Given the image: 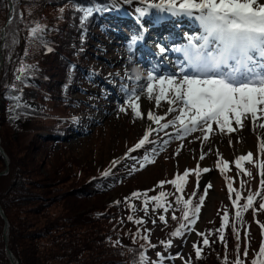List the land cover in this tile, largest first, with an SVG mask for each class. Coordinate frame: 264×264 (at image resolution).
I'll return each mask as SVG.
<instances>
[{"label": "rangeland", "instance_id": "obj_1", "mask_svg": "<svg viewBox=\"0 0 264 264\" xmlns=\"http://www.w3.org/2000/svg\"><path fill=\"white\" fill-rule=\"evenodd\" d=\"M22 1L35 3L30 6L22 5L17 10L19 15L25 13L27 16L42 4L44 7H40L39 10L43 19L33 17L32 22L25 19L8 24L16 0H0L2 5L0 33L1 37L6 39V50L3 56L0 55V67L7 68L11 63L12 69L21 76L24 73L19 72L18 69L22 66H29L27 70L35 66L36 60H39L36 56L42 48L38 45L39 38H31L30 29L40 25L44 29L41 36L55 38L54 46H46L51 38H48L47 41H40L41 46L51 49L47 52L48 55L40 57V59L43 58L42 65L50 68L52 79L60 78L63 74H65L63 76H67L68 67L62 66L63 60L60 59V54L70 50L75 42L70 40V43H63L56 30L74 28L73 23H76V27L80 23L83 33L80 35L81 42L78 47L81 50L84 48L86 51V54L83 55V59L86 61L84 66L99 72L90 76L85 71L87 80L93 84L90 89L83 83L84 76L79 75L75 78L76 87H69L68 79L63 77L65 82L59 86L53 85L50 90L55 95L60 92L66 97L69 95L70 98L72 96L78 100L77 103L69 104L66 108L57 104L62 100L58 97H51L52 104L48 103L55 108L54 110H59L57 113L78 111V122L81 125L76 128L77 132L67 140L65 139V146L49 148L51 141L39 137L38 131L33 130V126L29 124H27L28 130L18 133L11 130L10 126L0 124V154H2L5 163V168H3L0 158V169L3 168L0 170V174L8 172L0 181V191L10 189L15 191L22 184L27 186L28 190L37 192L43 197L44 200L37 201L36 204L33 201L23 204L26 207L22 211L25 220L21 222L27 225L32 223L33 225L29 229L44 230L45 235L39 240L40 244L51 247L61 256H66L61 264H135L141 252H144L146 257H151L149 243L155 247L159 246L161 241L170 238L171 233L179 227L180 221L172 219L173 210L177 217L182 215V212L174 204L175 196H183L185 200L191 197L194 203H198L199 196L204 195V204L201 206L195 226L192 225L193 229L189 231V228H186L182 237H172L175 242L178 241L182 245L181 253L177 254L175 264H186V261L190 264H225V260L228 264H235L237 259L243 264H252V261L256 259L264 260V257L259 256L261 243L264 242V229L261 227L264 225V211H258L253 215V211L250 209L243 214V221L238 222L235 220L236 209L233 208L231 202L232 199H235V191L241 193L242 199L239 203L242 205L246 202L249 193L254 194L260 190V180L264 177L260 178L259 165L264 163V155L258 151V143L264 142V129L256 127L253 130L250 127L252 126L251 121L247 120L246 128L242 130L231 134L219 132L214 136L211 132L209 133L210 138L206 142L202 141V134H197L200 132L198 131L180 140L178 145L173 147H171L173 144L170 142V138L166 137L164 143L167 151L149 167L131 172L127 169L128 161H123L124 156L143 137L149 125L153 129L158 127L147 120L148 109L153 108L157 115H163L166 113L163 112L164 109L168 107L164 104V107L158 110L154 108V101L149 102L147 99H142L141 109L144 117L142 119L133 118L130 108L126 113H121L118 110L123 99L115 100L116 94L123 95L122 85H129L124 72L130 67L123 64L125 52L116 51L119 48L115 43L118 38L109 27L115 30L121 29V33H127L131 42L132 37L137 35L135 33L147 30L143 25L149 19L140 18L136 13V9L142 5L136 0L133 3H124L120 0L91 2L94 7L102 10L95 11L98 18H95L96 23L91 25V28L89 26L88 30V25L81 23L83 13L81 11L75 13L77 5L72 2L73 0H66L64 3L59 0L56 5L50 3V0ZM108 2L114 5L121 3L123 7L114 8L107 5ZM86 7L83 5L81 8ZM123 11L124 13L121 14ZM69 13L72 17L67 22ZM153 15L152 18L161 19L157 18L155 13ZM164 19H166L165 16ZM7 24L10 27L6 33ZM102 29L106 30L102 31ZM22 31H24V36L20 41ZM88 32H91L93 36L87 35ZM97 33L100 34L96 35ZM89 36L91 37L88 38ZM29 39L33 42L31 46L27 42ZM4 41L3 38L1 44L2 42L4 44ZM58 43H63L62 47H58ZM126 47L127 44L124 43L121 49ZM138 75L143 74L138 73ZM82 85L87 89H82ZM116 87L118 91L115 94L112 90ZM35 91L32 94L37 99L38 90ZM88 96L89 101H85L84 98L86 99ZM93 102H95L94 105H92ZM93 108H96L95 111H92ZM174 115L175 113L169 114L168 120L172 119ZM161 123H165V120ZM41 124V122H37L35 127ZM233 127H235L234 123ZM215 130L219 131L217 128ZM152 135L157 136L153 132L150 138ZM258 138L261 139L258 140ZM35 145L40 150L35 149L30 152V149H33ZM23 147H27L26 152ZM202 152L205 154L203 160L200 159ZM249 152L253 154L255 164L242 161L241 165L244 171L238 172L235 167V159ZM23 154H27L28 158H25ZM8 160L15 162V165L11 166L9 170ZM218 160L228 162L229 167L223 174L216 168ZM113 161H119L115 168L111 167ZM197 166L200 169H210L209 172L201 174L199 189H197V179L194 173L186 178L187 182L181 192H177L175 187L169 183H165L162 189L157 186L159 182L171 181L177 174L182 175L186 169H196ZM24 168H30V170L25 171ZM106 171L111 173L107 178L116 176V174L112 175L114 172H120L117 181L109 187L108 195L96 194L87 197L83 194L82 189L78 190V194H76L75 188L84 184L88 178L102 177ZM245 172L251 173V175H245ZM38 182L49 185L47 188H38L35 185ZM229 182L232 183L235 190L231 199L227 187ZM208 185L211 187L205 194L204 188ZM161 190L168 194L167 201L173 203V209L168 212H164L162 209L159 210V213L152 212L151 209L155 205L154 202L149 201L150 211L148 215H145L142 210L143 196L133 197L126 202V198L131 197L133 192H147L151 197L158 195ZM194 190L196 191L195 196L192 195ZM8 195L12 198L15 193ZM117 201L120 202L118 206L115 203ZM43 202H48L49 205L35 214L34 208L37 204L43 205ZM260 202L262 201L259 198L255 202L254 206L257 209ZM128 204H131L133 208L130 209ZM0 209L2 211L1 206ZM225 212L229 215V223L223 233L225 242H221L219 239L221 233L218 230L221 225V217ZM158 214L165 215L166 225L158 220ZM0 215L6 219L3 211ZM129 215H132L134 219L143 218L146 223L136 225L128 221ZM95 218L99 219L93 220ZM153 219L156 220L155 224L152 223ZM233 223L239 233L238 238L232 230ZM138 232L139 235H136ZM198 232L207 236L210 241L209 246H203L204 237L198 236ZM209 233L211 235H208ZM145 235L149 237L148 243L142 239ZM4 237L6 240V235ZM89 239L94 240L91 247L89 242V246L85 245ZM194 243L202 249L199 259L195 257ZM245 249H247V256L244 255ZM43 252H48V256L54 253L45 249ZM111 252L114 254L111 255ZM7 256L10 258V264H16L10 250L7 251ZM151 262L155 264L154 261Z\"/></svg>", "mask_w": 264, "mask_h": 264}, {"label": "snow or ice", "instance_id": "obj_2", "mask_svg": "<svg viewBox=\"0 0 264 264\" xmlns=\"http://www.w3.org/2000/svg\"><path fill=\"white\" fill-rule=\"evenodd\" d=\"M123 2L133 3L134 0H123ZM136 2L142 5L136 9L138 17L143 18L155 13L157 18H163L165 15L188 18L196 22L199 34H186L187 43L171 50L166 46L157 45L162 59H167L165 54L168 51L182 56V60L176 63L178 71L160 74L157 66L147 72L143 84L140 83L141 76L137 75L130 86L122 85L121 91L124 98L118 109L121 113H126L130 108L133 118L142 119L144 117L141 109L142 99H147L149 102L154 101L155 109L163 108L164 103L168 105L165 115H157L153 108L148 109L147 120L158 127L153 129L149 125L143 137L132 149H129V155L126 158H130L131 152L144 148L146 144L154 143L150 140V135L153 132L163 131L169 127L176 129L175 135L179 138L199 130L202 133V141L205 142L210 138L209 133L213 131V125L221 134H231L242 130L246 126L245 121L250 118L253 130L256 127L264 129V0H136ZM77 10L83 13L81 23H84L95 11L102 9L88 7ZM43 30L40 25L31 28V38L38 39ZM141 38L140 36L132 37L130 47ZM47 50L51 51L50 48ZM28 67L22 66L18 71L26 73ZM16 79L20 80L21 76H17ZM9 98L20 99L19 97ZM173 113H176L173 119L161 123L167 115ZM233 123L235 127H233ZM260 139L258 138V140ZM258 151L264 153V142L258 143ZM153 154H155V150H153ZM204 158L205 154L202 152L200 159ZM242 161L255 164L251 152L241 155L235 159V167L238 172L244 171L241 165ZM153 162L154 160L149 155H145L139 162L138 169H130V171L142 170L147 163ZM118 163L119 161H113L111 167L115 168ZM228 167L226 161L218 160L216 163V168L222 174ZM259 167L260 175L264 177V163ZM209 171V168L200 169L199 166L196 169H186L182 175L177 174L171 181H161L157 186L162 189L165 183H169L175 187L177 192H181L187 182L186 178L194 173L197 179V189H199L201 174ZM110 174L108 171L103 173L105 177ZM245 175H251V173L245 172ZM209 187L211 185L204 188L205 194ZM227 187L231 199L235 190L231 182ZM167 195L163 190L158 195L151 197L147 192H133L131 197L126 198V202L133 197L143 196L142 210L145 215H148L150 211L149 201L154 202L155 205L151 209L152 212L159 213L161 209L168 212L173 209V203L167 201ZM192 195H196L195 190ZM258 198L262 202L259 203L257 209L254 205ZM241 199V193L235 191V199H232L231 202L233 208L236 209V221L242 222L243 214L250 209L253 211V215L258 211H264V178L260 181V190L254 194L249 193L246 202L242 205L239 203ZM204 200V195L199 196L198 203H194L191 197L185 200L183 196H175L174 204L182 212V215L177 217L173 210L172 219L179 220L180 223L179 227L171 233V237H182L184 230L191 228L196 223ZM115 203L118 206L120 202ZM128 207L133 208L131 204H128ZM127 219L136 225L146 223L143 218L134 219L132 215H129ZM158 220L167 224L163 214H158ZM152 223L155 224L156 220L153 219ZM228 223L229 215L225 212L221 217V225L218 230L221 233L219 237L221 242H225L223 233ZM231 226L238 238L239 233L235 223ZM261 227L264 229V225ZM136 235H139V232ZM197 235L204 237L203 246H209L210 241L205 234L198 232ZM142 239L146 243L149 241L147 235ZM161 244L166 249L170 248L171 240L161 241ZM148 246L155 247L150 243ZM193 249L196 259H199L202 249L195 243ZM237 251H239L238 248ZM244 255L247 256V249H245ZM259 256L264 257V242L261 243ZM157 257L162 259L160 253H157ZM136 264H148L144 252L139 254ZM186 264H190V262L186 261ZM225 264H228L227 260H225ZM235 264H243V262L237 259ZM252 264H264V260L256 259L252 261Z\"/></svg>", "mask_w": 264, "mask_h": 264}, {"label": "trees", "instance_id": "obj_3", "mask_svg": "<svg viewBox=\"0 0 264 264\" xmlns=\"http://www.w3.org/2000/svg\"><path fill=\"white\" fill-rule=\"evenodd\" d=\"M94 1L96 0H73L72 2H75L78 9L83 5H87ZM58 2L59 0H50V3H54V5H56V3ZM61 2L64 3L66 2V0H62ZM34 3L35 2L29 3L23 2L22 0H16L12 11V17L10 18L8 24H11L13 21L18 22L25 19L29 22H32L33 17L43 19L41 18V11L39 10L40 7H44L42 4L33 9L29 14H27V16H25V13L19 15V11L17 10L21 8L22 5L30 6ZM1 6L2 5L0 4V11H2ZM77 9L75 10V13L78 12ZM71 17L72 15L69 13V15H67V22ZM87 21H89L87 24H89L91 28L93 20L90 21L89 19H87ZM1 25L2 23H0V30L2 28ZM73 25L74 28H64V30L60 28L56 30L57 35L61 36L63 43H70V40L75 42L74 45L71 46L70 50L61 54L59 53L61 57L60 59L63 60L62 66L68 67L67 76H63L65 75L63 74L60 78L52 79L50 75L51 72H49L50 68L48 66L42 65L41 62L43 58L40 59V57L48 55V48L41 46L40 41H47L48 38H51L47 42V44H45L46 46H54L55 38L51 36H41V33L39 34L40 37L38 39V45H40L42 49H40V53H38V56H36L39 60H36L34 64L35 66L29 68L26 73L21 75L20 80L16 79V77L20 75L12 69L11 63L7 68H4L2 66L0 67V124L4 126L6 124L7 126H10L11 130H14L15 133H18L22 130H28L27 124H29L33 126V130L38 131L37 134L39 137L44 138V140L51 141L48 146L49 148L57 147L59 145L60 147L65 146L64 137L76 121V119L72 118L73 112L64 113L63 111L62 113H57L59 110H54L55 108H53V106L51 107L52 103L50 102V100H53L50 99L51 97H58L62 100H60V102L57 104H61L64 108H66L69 104L74 105L78 101L73 97L70 98L69 95L66 97L60 92L58 93V95L50 92L53 85L59 86L60 84L65 82V80H63V77H66L68 79L67 83H69V87L76 86L74 84V77L76 75L78 76V74L80 73V67L83 65V55H85V53L81 50V48L78 47V44H80L81 42L80 35L81 32H83L82 27L80 26V23L77 27L76 23H73ZM9 27V25L6 26V33ZM23 32L24 31H22L21 33L20 41H22L23 39ZM90 34L92 33L88 32L87 35ZM90 37L91 36H89V38ZM3 38L5 41L4 44L2 42V45L1 41L3 40ZM3 38L1 37L0 33V55L2 56L6 50V39L5 37ZM27 42L30 46L33 44L31 39H29ZM62 44L58 43L57 46L62 47ZM35 90H38L36 94L37 99L32 94L36 92ZM9 97H19L20 99H10ZM48 103L51 104L49 105ZM37 122H41L42 124L38 127H35V123ZM23 148L26 152L27 147ZM35 149L40 150L37 149V146L35 145L33 149H30V152L31 150ZM23 156L25 158H28L27 154H23ZM0 158L3 162V168H5L2 154H0ZM8 162L9 170L11 166L15 165V162L14 160H8ZM3 168H1L0 170H2ZM24 170L29 171L30 168H24ZM119 173L120 172H114L112 175L116 174V176L112 178H107L108 176H96L92 179L88 178L84 184L80 185L78 188H75L76 194H78V190L82 189V191H84L83 194L87 195V197L96 194L108 195L110 191L109 187L113 185L115 181H117L120 175ZM7 174L8 172L0 174V181ZM35 185L38 188H47L49 184H42L38 182ZM11 193H15V196L12 198H10V196L8 195ZM43 200L44 199L41 195H38L37 192L28 190V187L22 184L20 188H16L15 191L11 189L0 191V206L2 208L3 214L6 217V219H4L0 215V264L11 263L9 262L10 258L7 256L8 250H10V252L14 256L17 264H61L63 259L66 257L61 256L59 252H56L51 247L42 246L40 244L39 240L45 235L43 232L44 230H36L32 228L29 229V227H32V223H30L29 225L21 223L25 220V216L22 214V211H24L26 207L23 206V204L28 201H33L36 204L37 201ZM35 204L34 206H36ZM48 205V202H43V205L37 204V206L34 208L35 214H38L42 208L47 207ZM98 219L99 218H95L93 220ZM6 223L7 230L5 232L4 226ZM4 232L6 233V240L4 237ZM93 241L94 240L89 239L87 242H85V245L89 246L90 243L91 247L93 245ZM43 249L50 250L51 252L53 251L54 253L48 256V252H43ZM113 254L114 252H111V255Z\"/></svg>", "mask_w": 264, "mask_h": 264}, {"label": "bare ground", "instance_id": "obj_4", "mask_svg": "<svg viewBox=\"0 0 264 264\" xmlns=\"http://www.w3.org/2000/svg\"><path fill=\"white\" fill-rule=\"evenodd\" d=\"M122 13H124V11H123V12H121V14H122ZM152 17H154V15H153V14H152V15H150V16H146V19H151ZM121 62H122V61H121ZM121 62H120V63H121ZM118 65H119V64H118ZM122 65H123V64H122ZM122 68H123V67H122ZM122 68H121V69H122ZM124 69H125V68H124ZM124 69H123V70H124ZM137 75H138V74H137Z\"/></svg>", "mask_w": 264, "mask_h": 264}, {"label": "water", "instance_id": "obj_5", "mask_svg": "<svg viewBox=\"0 0 264 264\" xmlns=\"http://www.w3.org/2000/svg\"><path fill=\"white\" fill-rule=\"evenodd\" d=\"M0 213H2L1 209H0Z\"/></svg>", "mask_w": 264, "mask_h": 264}]
</instances>
